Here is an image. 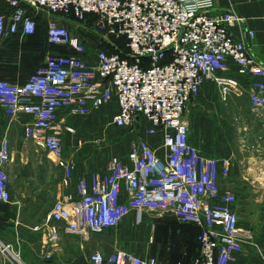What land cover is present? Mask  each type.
<instances>
[{"label":"built area","instance_id":"obj_1","mask_svg":"<svg viewBox=\"0 0 264 264\" xmlns=\"http://www.w3.org/2000/svg\"><path fill=\"white\" fill-rule=\"evenodd\" d=\"M24 6L77 20L92 16L108 36L123 38L126 50L98 49L95 63H90L85 45L50 23L48 45L65 48L68 54L48 56L22 85L0 81L6 116L29 118L23 127L25 139L53 158L61 172L64 192L43 225L49 241L58 242L60 224L84 243L93 234L118 228L131 213L137 223L146 214H168L199 230L194 264L233 262L251 237L230 208L233 193L220 195L219 180L229 175L230 162L208 159L191 148L185 118L204 80L212 81L225 100L240 90L239 78L247 79L251 108L264 110V65L230 33L239 18L227 11L214 13L215 0H0L6 10L0 14V38L35 34L36 22ZM246 36L253 39L254 33ZM232 65L235 76L230 75ZM114 101V126L137 128L140 119L145 120L148 135L162 132L164 155L142 140L133 142L125 157L111 159L104 170L89 173L72 187L75 169L62 145L64 136L75 133L71 118ZM10 158L9 143L3 139L0 208L11 202L4 171ZM88 263L159 264L125 251L92 253Z\"/></svg>","mask_w":264,"mask_h":264},{"label":"crops","instance_id":"obj_2","mask_svg":"<svg viewBox=\"0 0 264 264\" xmlns=\"http://www.w3.org/2000/svg\"><path fill=\"white\" fill-rule=\"evenodd\" d=\"M215 3L214 13L227 11L239 18L230 33L244 42L248 54L264 65V0H215ZM24 9L36 22L35 34L17 33L0 38V81L13 85L24 84L48 56L68 54L65 48L47 43L48 26L56 20L41 17L27 6ZM5 11L0 8V14ZM247 32H253L254 38H247ZM91 50L86 60L95 63L97 49ZM232 68L230 75L235 76V66ZM238 80L240 90L225 101L220 100L214 83L204 80L197 98L186 111L189 145L208 159L230 162L229 175L219 180L220 195L228 190L233 193L235 203L230 208L239 217L243 207L253 210L254 206H259L264 215V110L251 108L247 97L249 80ZM116 112L114 101L83 118H71L74 129L80 131L77 137L63 138L64 154L75 169L72 187L89 173L104 170L111 159L127 155V147L117 150L114 145L94 144L114 139L103 127L106 122L112 123ZM29 121L27 117L11 120L0 105V142L8 141L11 154L4 166L11 202L0 208V235L6 242L0 244V264H89L92 253L109 256L115 251H125L143 260L155 259L159 264H194L199 254V230L168 214H146L137 223L135 213H131L118 228L93 234L84 243L60 224L59 240L51 243L43 225L64 192L60 187L61 172L53 158L25 139L23 127ZM139 127L138 140L163 156L162 132L148 135L150 125L143 119ZM144 221L155 224L160 233L156 237L145 235ZM36 227L38 231L34 230Z\"/></svg>","mask_w":264,"mask_h":264},{"label":"rangeland","instance_id":"obj_3","mask_svg":"<svg viewBox=\"0 0 264 264\" xmlns=\"http://www.w3.org/2000/svg\"><path fill=\"white\" fill-rule=\"evenodd\" d=\"M36 12H38V15L41 17L48 16V18H51V20H56V22H53V24L55 26L65 28L70 33V35L75 38H78L85 45L87 51H90L92 48H95L97 50L99 49L107 53H126L124 39L113 38L108 36V34H106V32L99 27L96 18L92 16H87L83 20H77L72 16L64 14L46 15L42 11ZM196 98L197 96L195 97V99ZM219 98L220 100H223L221 99V97ZM228 99L229 97L225 100ZM103 128H106V130L112 134L114 139H112L111 142H101L102 144L100 142L94 143L95 147L100 145H114L117 150H123L125 147H127V149L129 150L130 145L133 142L139 141V133L141 132V128L139 126L137 128L121 129L115 127L114 124L111 122H106L105 127ZM79 133L80 131L77 130V128L75 127V133L73 136L77 137ZM62 145L64 147L63 140ZM42 208L46 209L47 207L43 206ZM239 215L241 228L246 230L250 234L251 238L246 244L243 245L241 252L238 256H236L237 260H234L229 264H264V215H261V211H259V206H254L253 210H248L243 207L239 212ZM147 222L144 221V224H146L145 235H154V237H156L160 233V228L157 227L155 224ZM5 243V240L0 235V244Z\"/></svg>","mask_w":264,"mask_h":264}]
</instances>
